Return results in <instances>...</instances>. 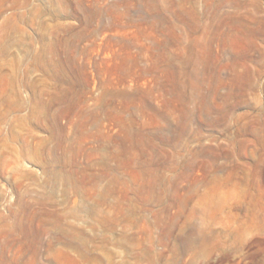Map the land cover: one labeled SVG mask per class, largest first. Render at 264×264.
Instances as JSON below:
<instances>
[{
    "label": "rangeland",
    "instance_id": "1",
    "mask_svg": "<svg viewBox=\"0 0 264 264\" xmlns=\"http://www.w3.org/2000/svg\"><path fill=\"white\" fill-rule=\"evenodd\" d=\"M0 264H264V0H0Z\"/></svg>",
    "mask_w": 264,
    "mask_h": 264
}]
</instances>
